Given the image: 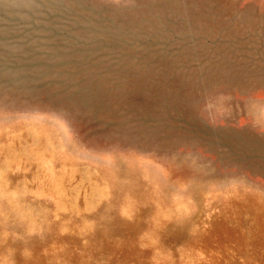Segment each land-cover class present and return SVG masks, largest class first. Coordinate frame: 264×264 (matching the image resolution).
<instances>
[{"label": "rangeland", "instance_id": "1", "mask_svg": "<svg viewBox=\"0 0 264 264\" xmlns=\"http://www.w3.org/2000/svg\"><path fill=\"white\" fill-rule=\"evenodd\" d=\"M0 264H264V0H0Z\"/></svg>", "mask_w": 264, "mask_h": 264}]
</instances>
